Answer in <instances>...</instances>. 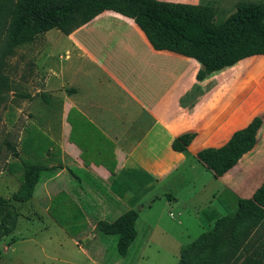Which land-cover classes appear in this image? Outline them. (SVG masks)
Here are the masks:
<instances>
[{
    "label": "crops",
    "instance_id": "obj_1",
    "mask_svg": "<svg viewBox=\"0 0 264 264\" xmlns=\"http://www.w3.org/2000/svg\"><path fill=\"white\" fill-rule=\"evenodd\" d=\"M62 39L63 55L47 49L53 68L43 89L55 101V176L68 173L76 192L92 198L81 212L85 218L110 223L136 212L133 264L160 252L157 231L162 239L180 231L178 252L264 181V56L197 80L194 59L153 50L131 19L112 11ZM255 116L261 126L253 148L213 178L195 154L219 148ZM183 134L194 137L185 151H172ZM40 167L38 182L54 168ZM127 253L117 254L114 264Z\"/></svg>",
    "mask_w": 264,
    "mask_h": 264
},
{
    "label": "trees",
    "instance_id": "obj_2",
    "mask_svg": "<svg viewBox=\"0 0 264 264\" xmlns=\"http://www.w3.org/2000/svg\"><path fill=\"white\" fill-rule=\"evenodd\" d=\"M103 11L131 19L153 50L194 59L200 65L197 80L244 58L264 56V5L259 3L239 2L217 22L210 5L160 0H0V67L5 56L38 35L54 29L67 36ZM2 79L0 74V86ZM260 126V117H253L219 148L199 150L196 161L213 178L221 177L253 148ZM193 137H177L171 150L185 151ZM42 170L25 165L16 192L0 198V241L15 229L17 207L30 200ZM136 218V212L128 210L110 223L98 221L95 228L115 236L116 252L123 256L135 237ZM175 264H264V181L249 198L237 201L233 213L183 247Z\"/></svg>",
    "mask_w": 264,
    "mask_h": 264
},
{
    "label": "rangeland",
    "instance_id": "obj_3",
    "mask_svg": "<svg viewBox=\"0 0 264 264\" xmlns=\"http://www.w3.org/2000/svg\"><path fill=\"white\" fill-rule=\"evenodd\" d=\"M161 1L210 5L217 22L230 14L239 2L264 5V0ZM62 38L58 31L49 30L31 43L16 47L1 60L0 198L8 199L16 192L25 165L54 168L37 181L30 200L17 205L19 217L15 229L0 241V264H114L118 257L116 237L104 236L96 230V220L81 214L86 212L92 198L76 192V184L68 173L55 176L59 171L54 157L55 101L43 89L44 80L53 68V55L52 52L48 55L47 49L57 47L56 53L63 55L62 47L59 48L66 46ZM260 69L264 73V61ZM133 195L132 192L131 198ZM165 218L169 220L167 215ZM178 233L180 231L162 239L163 234L157 231L159 244L155 239L154 242L160 252L141 264H174L186 246L177 252L174 238ZM181 241L186 240L181 238ZM134 242L127 249L126 258L118 264H133L128 257L137 250Z\"/></svg>",
    "mask_w": 264,
    "mask_h": 264
}]
</instances>
